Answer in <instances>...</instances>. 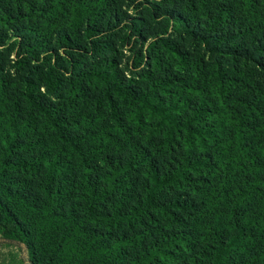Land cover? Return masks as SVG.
Returning a JSON list of instances; mask_svg holds the SVG:
<instances>
[{
	"label": "trees",
	"instance_id": "obj_1",
	"mask_svg": "<svg viewBox=\"0 0 264 264\" xmlns=\"http://www.w3.org/2000/svg\"><path fill=\"white\" fill-rule=\"evenodd\" d=\"M0 264H264V0H0Z\"/></svg>",
	"mask_w": 264,
	"mask_h": 264
}]
</instances>
